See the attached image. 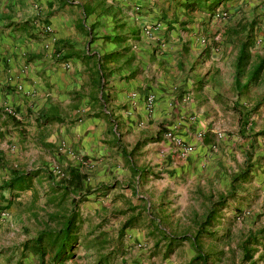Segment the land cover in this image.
I'll return each mask as SVG.
<instances>
[{
	"label": "crops",
	"instance_id": "obj_1",
	"mask_svg": "<svg viewBox=\"0 0 264 264\" xmlns=\"http://www.w3.org/2000/svg\"><path fill=\"white\" fill-rule=\"evenodd\" d=\"M183 1L167 2L180 11L162 15L167 19L157 34L164 40L159 50L153 42L143 44L135 20L136 13L147 22L161 13L162 5L155 0H0V264L19 260L24 264L16 253L31 242L16 237L17 226L1 212L10 211L14 200L31 191L34 179L53 159L67 174L73 171L79 177L81 189L89 176L102 183L82 190L88 200L107 195L110 182L125 183L133 193L131 177L136 180L144 172L155 176L157 197L170 199V206L192 190H183V181L190 178L192 167L200 170L210 158L206 137L212 127L199 118L213 106L215 99L209 96L218 93L209 92L203 77L208 70L221 71L227 61L235 71L243 42L235 27L249 25L246 37L251 24L257 20L264 24V0H229L216 6L212 0H188L194 5L191 12L182 8ZM215 9L230 17L222 21L221 30L206 34L202 46L197 34L212 28L209 15ZM195 10L199 14L193 16ZM167 25L173 28L166 30ZM44 26H49L50 34L43 32ZM254 33L251 30L252 42ZM210 39L220 46L210 44ZM204 48L216 62L195 66ZM187 72L192 80H186ZM232 87L237 89L233 79ZM149 94L154 96L150 113L144 104ZM5 106L16 117L5 114ZM190 116L195 117L193 122L188 121ZM172 128L195 144L185 160L176 159L162 137ZM198 131L203 134L200 141L194 137ZM61 141L81 164L64 153L56 157L54 149ZM20 169L38 172L30 188H5L11 172ZM152 176L144 175L143 182ZM120 193L129 198L130 193ZM77 240L76 236V245Z\"/></svg>",
	"mask_w": 264,
	"mask_h": 264
},
{
	"label": "rangeland",
	"instance_id": "obj_2",
	"mask_svg": "<svg viewBox=\"0 0 264 264\" xmlns=\"http://www.w3.org/2000/svg\"><path fill=\"white\" fill-rule=\"evenodd\" d=\"M173 1L155 0L162 5L161 13L148 22L136 13L138 35L143 44L153 42L157 49H163L164 40L157 34L162 28L161 22L167 19H164L165 14L177 15L180 11L173 3H167ZM212 11L209 15L214 19L212 28L207 27L201 35L197 34L198 44L202 46L206 45V34L212 36L213 30H221L222 21L227 22L230 17L222 9ZM195 14H199V11L192 12L193 16ZM248 26L242 24L235 27V32L241 33L243 41ZM251 26L255 32L254 44L249 49V61L243 75L238 77V88L234 90L232 87L234 71L229 61L223 62L221 71L208 70L203 77L207 81L202 83L208 85L209 92H218L209 96V99L214 97L215 101L213 106H209L207 116L203 114L199 118L205 126L209 123L212 127L206 137L210 158L200 170L191 168L193 173L189 174L190 178L183 181V190L192 189L187 191L186 197L174 200L177 204L171 203L170 206V199L160 200L157 197L155 176L144 172L136 180L131 177L135 193H131L133 189L125 187V183L110 182L107 184L111 186L107 195H97V199L92 196L88 200L82 190L98 188L102 183L91 181L89 176L82 184L85 189L72 188L67 182V171L53 159L43 166L42 172L32 182L31 193H23L13 201L10 211L1 212L3 218L9 216L12 224L17 226L16 237L23 236L27 242H32L40 233L54 234L61 227V222L72 213V202L75 201L79 203L76 210L78 240L71 257L63 264H264V138L256 135L264 128V104L257 105L264 95V65L258 79L247 83L249 73L264 57V24L257 20ZM171 28L167 25L166 30ZM212 42L220 46L219 42L210 39V44ZM199 54L195 66L201 67V64L211 61V55L205 48ZM211 62L215 63L216 60L212 59ZM189 75L187 72V81L192 80ZM243 85L247 87L244 89ZM54 153L56 157L64 153L72 159L71 162H82L74 159L62 141L55 146ZM82 164L88 165L85 161ZM249 168L251 171L245 180H239L231 187V180ZM148 174L152 178L143 182L144 175ZM120 191L130 193L129 198L123 197ZM152 199L153 203L150 201ZM222 199H225V206L219 209L216 202ZM82 200H88V204H85L86 201L81 203ZM212 209L213 221L205 227L206 232L212 233V238L203 234L195 237L199 224ZM127 221L130 222L129 227L123 228ZM166 234L186 236L187 239L166 255L163 241ZM193 237L196 248L191 242ZM248 240L250 245L246 247L252 250L251 259L244 260L243 248ZM31 244L24 252L16 253L24 264H38ZM43 245L46 251L43 264H52L51 254ZM198 255L205 260L191 262Z\"/></svg>",
	"mask_w": 264,
	"mask_h": 264
},
{
	"label": "trees",
	"instance_id": "obj_3",
	"mask_svg": "<svg viewBox=\"0 0 264 264\" xmlns=\"http://www.w3.org/2000/svg\"><path fill=\"white\" fill-rule=\"evenodd\" d=\"M229 0H212L211 5L216 6L220 3L226 2ZM182 8L187 11H192L193 6L192 4L188 3V0H184L182 3ZM211 9V7H209ZM251 27L249 29V33L246 35L244 41L240 44V47L237 52L236 60H235V71H234V87L238 88V77L243 75V70L245 66L247 65L249 61V49L252 47V36H251ZM264 65V57L259 60V62L256 64V66L252 69V72L249 73L247 77V83L249 82H255L258 79L259 74L262 71V67ZM247 86L243 85V88L245 89ZM264 104V95L262 97V102L258 103L257 105ZM257 136H261L264 138V128L256 134ZM207 142V141H206ZM250 168L245 170L244 172L238 174L236 177H234L231 180V187L234 183H237V181L241 180L244 181L248 173H250ZM38 175L37 171L34 172H18V171H12L11 177L6 184L3 186L5 188H17L20 190L29 189L30 188V181L32 178L36 177ZM69 178V185H75L77 188H80L81 184L79 183V177L73 173V171H69L68 173ZM67 187V186H66ZM232 196V194H231ZM231 196H227V198H230ZM73 210L70 215H68L62 222L61 227L58 229V231L54 232V234H43L40 233L37 235L36 238L30 243L31 244V250L34 255L37 256L38 264H43L44 257L46 254L45 246L48 248L50 254H51V263L52 264H61L64 260H67L71 257L72 251L75 248L76 245V223H77V202L73 201ZM215 205V204H214ZM216 206L219 207V209H223L225 206V199L220 200L219 202H216ZM214 218V209L209 210L208 213L205 216V219L202 223L199 224L200 228L196 230L195 237L200 235H207V237L212 238V233L206 232L205 227L210 226L211 222ZM130 222L127 221L123 224V228L129 227ZM195 237L192 238V244L195 247ZM186 236L181 237H175L171 235H164L163 241L165 242V251L164 253L166 255L171 254L176 248H178L180 245H182V242L186 240ZM245 247L243 248V259L244 260H250L251 259V251L248 250L246 245H250V240L246 241ZM28 246L21 247V252H24L27 249ZM196 248V247H195ZM204 259L202 255L196 256L191 262H195L197 260ZM205 260V259H204ZM13 264H22V262L19 260Z\"/></svg>",
	"mask_w": 264,
	"mask_h": 264
},
{
	"label": "built area",
	"instance_id": "obj_4",
	"mask_svg": "<svg viewBox=\"0 0 264 264\" xmlns=\"http://www.w3.org/2000/svg\"><path fill=\"white\" fill-rule=\"evenodd\" d=\"M151 3L154 2V0H148ZM43 32H45L46 34H50L51 29L49 28V26H44L43 27ZM147 33V32H146ZM53 41V40H52ZM64 67L67 68L68 64L65 63ZM145 109L148 113H150L153 109V104H154V96L149 94L145 97ZM3 112L11 117H16V113L9 107L5 106L3 108ZM195 120L194 116H190L188 118L189 122H193ZM202 132L198 131L195 133V139L197 141H200L202 139ZM162 137L164 140H166L168 142V144L170 145L171 148V152L172 154L176 157V159L178 160H185L188 156H190L192 154V152L194 151V147L195 144L192 142H189L185 139H183V137L179 134L176 133L175 129H167L162 133ZM62 176V174H60Z\"/></svg>",
	"mask_w": 264,
	"mask_h": 264
}]
</instances>
